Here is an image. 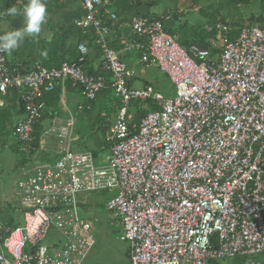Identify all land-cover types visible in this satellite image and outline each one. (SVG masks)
I'll list each match as a JSON object with an SVG mask.
<instances>
[{
  "label": "built area",
  "instance_id": "2783aa9c",
  "mask_svg": "<svg viewBox=\"0 0 264 264\" xmlns=\"http://www.w3.org/2000/svg\"><path fill=\"white\" fill-rule=\"evenodd\" d=\"M105 0H80L77 22L92 34L109 80L84 68L87 45L76 61L48 68L38 61L10 65L0 52V105L12 93L23 114L12 136L24 157L48 153L49 160L21 168L14 189L22 224L0 221V264H82L96 241L79 212V195L115 191L106 204L120 226L130 264H208L228 258L260 264L264 255V23L220 20L206 23L209 46L183 47L155 16H133L132 38L138 63L163 72L174 85L165 96L151 85L128 84L120 50L110 46L111 27L101 13ZM107 1V0H106ZM21 65V64H20ZM78 88L73 111L66 85ZM59 87L60 112L43 119L45 95ZM110 88L119 104L105 122L106 147L98 161L80 141L77 115ZM152 101L135 121L132 104ZM38 125L39 138L35 141ZM51 158V160H50ZM50 230L63 246L47 253ZM257 259L259 261H257Z\"/></svg>",
  "mask_w": 264,
  "mask_h": 264
},
{
  "label": "rangeland",
  "instance_id": "374dc122",
  "mask_svg": "<svg viewBox=\"0 0 264 264\" xmlns=\"http://www.w3.org/2000/svg\"><path fill=\"white\" fill-rule=\"evenodd\" d=\"M163 2L166 5V15H172L173 21L175 20V38L179 42L186 38H201L204 36V27L208 22L225 19L241 24L257 23L261 25L264 16L261 11H257V5L254 6V4H258V0L246 7L244 5H230L224 0H157L158 5L154 7L156 12L161 13L163 11ZM263 2L264 0H261V3ZM171 21V19H166L165 22L169 25ZM180 34L182 37H180ZM150 70L146 71L145 76L153 85L154 90L165 96H172L175 88L170 79L156 67H151ZM65 100L70 109L74 111L76 109L75 103L79 102L81 97L79 94L66 92ZM113 102V100L110 101L108 95L99 96L92 111L77 115L81 137L80 141L73 145L74 149L90 148L91 151H98L96 158L98 161L101 159L105 148L101 150L99 147H103L102 143L105 142L104 133L99 128L102 125L101 120L98 119L99 116H96L95 113L97 108H100L102 112L106 111L108 113L110 121L113 122L115 118L113 115L115 104ZM57 108L60 115L64 116L61 102L57 105ZM129 110L135 116L137 111L145 113L150 110V104L148 105V102L132 104ZM13 116L14 112L10 110L2 116L3 118H0V197L4 195L9 199L14 197V189L21 168L25 165L29 166L33 163L40 164L44 162V160L34 161V159L24 157L15 151L13 147L15 146L14 137L10 133V122ZM84 116L87 117L84 118ZM45 155H48V153H45ZM114 194L115 191H97L83 193L78 197L80 215L90 222L91 231L96 241L82 264H128L125 253L127 245L119 237L120 226L106 207L108 200ZM57 239H59V245L63 243L62 237L54 230H50L43 244L49 245ZM258 258L259 260L261 258L260 262L262 261V264H264V255ZM259 260L257 259V261ZM234 262L233 258H228L210 264H233Z\"/></svg>",
  "mask_w": 264,
  "mask_h": 264
},
{
  "label": "crops",
  "instance_id": "0c3cea01",
  "mask_svg": "<svg viewBox=\"0 0 264 264\" xmlns=\"http://www.w3.org/2000/svg\"><path fill=\"white\" fill-rule=\"evenodd\" d=\"M44 2L47 5V17L44 25L42 26L41 33L36 37H26L24 41L21 43L20 47L16 49L11 56L6 54L8 61L14 63L27 62L29 63V65H31L32 62L35 61H38L39 63H43L42 61L44 58L43 52L46 43L49 42L53 36H58L60 38V41L62 42L59 46L60 53H62L63 50L67 52L69 48L72 49L73 47H75V49L78 50V45L81 43L87 45L88 53L86 55V59L88 60L87 61L88 67L93 69V71L95 72L96 71L100 72L102 70L101 52L97 48V45L92 44L90 42V36L89 35L87 36L86 31H84L82 28L79 27V25H77V22H79L84 16V12L81 7L80 0H44ZM156 5H158L157 0H107V1L105 0L100 9L101 13H104V11H108L111 14L115 15V18H111L110 15L104 14L103 20L107 22V24L111 27L112 32L110 33L109 36L110 46L120 50L121 53L120 56L126 62L129 69L128 84L133 87H142L147 85H151L153 87V85L149 82L148 79H146L145 76L146 71L148 70L151 71L150 69L153 66L145 67L138 63L139 51L137 49H132V50L123 49L124 42L132 38V33L130 30L131 17L136 15L162 17L164 20L163 23L166 28H171L174 30V27L176 26L175 20L173 21V16L169 14L166 15L165 13L166 5H164V2L162 7L163 11L161 13H158L154 10V7ZM256 5H257V11H261L262 14H264V8H263L264 2L261 3V0H258V4H254V6ZM10 7L5 8L3 2L0 0V35H4L5 33H8L12 30L20 29L23 27L24 24L23 16L19 14V8L14 6L18 9V14L9 15L7 10ZM166 19L167 20L171 19L173 23L171 21L169 25L166 24L165 22ZM263 21H264V16H263ZM61 33H66L67 38L63 37ZM180 37H182L181 34ZM65 56L70 57V53H67ZM71 87L75 90L69 91L68 93L79 94L78 89H76L73 86ZM106 95L109 96L110 101L112 100L114 101L113 102L115 104L114 109H116V103L118 104L119 101L115 98V96L113 97V95L109 92H107L103 96ZM4 102L5 104L3 106L0 105V111L4 109L5 110L4 112H6L12 106L13 103L8 102L6 100ZM0 103H1V99H0ZM77 103L78 102H76L75 105H77ZM93 109L94 107L90 111H92ZM86 112L84 113L81 112L78 114V116L82 114H86ZM95 115L99 116L98 119H100L101 122L103 121V118L105 122L106 120L107 121L110 120V118L108 117V113L106 111L102 112V109L100 108L99 109L97 108ZM113 115L115 116V114ZM86 117L87 116H84V118ZM78 122L79 119L77 118L76 131L79 133L81 137V134L79 132ZM100 148L102 147H99V149ZM89 149L90 148H87V150ZM48 155H53V154L51 153ZM46 156L47 155L43 153H36L30 158L34 159V161L36 160L47 161L45 160ZM0 221H2L3 224L7 227H15L17 225L22 224V216L18 201L15 196L12 197L11 199H9L7 196L4 195L0 197ZM44 241L42 242L41 246L42 248L45 249V252L47 253L57 252L63 246V243L59 245V239L52 241L49 245H44L43 244ZM125 253L128 260V264H130L127 254V247L125 248Z\"/></svg>",
  "mask_w": 264,
  "mask_h": 264
},
{
  "label": "trees",
  "instance_id": "16d2710c",
  "mask_svg": "<svg viewBox=\"0 0 264 264\" xmlns=\"http://www.w3.org/2000/svg\"><path fill=\"white\" fill-rule=\"evenodd\" d=\"M1 1L3 2L5 8H8L10 6L11 7L12 6L18 7L19 8V13L22 12L23 6L27 3V0H1ZM224 1L226 3H228V4H230V5H235V6H241V5L243 6L244 5V6H248L251 3H253L255 0H224ZM20 15L22 16V14H20ZM157 18H159V19H161L163 21L162 17H157ZM220 21H222L224 23H228L232 27L231 36L233 37L236 34V32H237L236 27L239 26V23L236 22V21H230V20H225V19H220ZM166 31L168 33H170L172 36H175V31L173 29L166 28ZM86 34H87V36L88 35L90 36L91 43L95 44V41H94V38H93L92 34L89 33L88 31H86ZM61 35L63 37H65V38H67L66 37L67 36L66 33H61ZM209 37L210 36L205 33L204 36H202L201 38H191V39H187L186 38L185 40H181L180 42L179 41L178 42L183 47H188L192 43H197V44H199L201 46L206 47V46H209L208 41L206 40ZM61 43L62 42L60 41V38L58 36H53L51 38V40L46 43L45 48H44V52H43V56H44V58L42 60L43 63H41V64H43V66L48 67V68L58 67L65 60L66 61H76L78 59L80 53H79V50L75 49V47H73L72 49L69 48L67 52L65 50H63V52L60 53L59 52V46H60ZM97 48L99 49L98 46H97ZM67 53H70V57L65 56ZM87 61L88 60L86 59V56H85L84 68H85L86 72L89 75H94V76L101 75V76L105 77L106 80L110 79L111 75L109 73L105 72V71L101 70L102 71V72L100 71L101 73L99 71H96V72L93 71V69L88 67ZM9 64L10 65H17V67L19 69H22L23 65H26V66L29 65V63H27V62H25V63H14V62H10V61H9ZM20 64H21V66H20ZM70 87H71V83L68 82L67 85H66V89H67L66 91L67 92L75 90L72 87L71 88ZM76 89H78V88H76ZM107 92H109V93H111L113 95L112 90L110 88H107L106 91H105V89H103L99 94H97L96 98H98L99 96L105 95ZM79 95H80V93H79ZM113 97H114V95H113ZM96 98H95L94 101H92L90 103L91 109L95 105ZM5 100L8 101V102L13 103L12 106L9 108L10 110H13V112H14L13 119L11 118L12 121L10 122V133L12 135V130L14 128V123H15V120L17 119L16 117H18L19 115L23 114V109H22L23 107H22V102L18 99V96L16 94L12 93L11 97H7ZM59 102H60V91H59V87L57 86L53 92L45 95V97H44V103H45V107H46L45 109L46 110L44 112L43 119H46V117H49L51 115H54L56 112L58 113V108H57V104L56 103H59ZM118 104L116 103V106ZM149 104H150V110H155L157 108L156 104L153 103L152 101H148V105ZM9 109L7 111L10 112ZM91 109H89L88 111H90ZM4 111H5L4 109L0 111V118H3L2 116L6 115L7 111L6 112H4ZM115 112H116V110L114 109V114H115ZM143 115H144V113H141V111H137L136 114H135V121H138V119L140 117H142ZM101 124L102 125L99 128L104 133L105 121L103 120L101 122ZM35 128H36V130H35V141H34V144L36 145V143L38 141V138H39L38 125ZM102 145H103V147L101 148V150H103L106 147V143L103 142ZM13 147L15 148L17 153H19L18 150H17V146L15 145ZM92 152H93V154L95 156L97 155V151L92 150ZM45 160H47V161L49 160L48 156L45 157ZM50 160H51V158H50ZM233 260H235V262L233 264H238L239 262L243 261V259H238V258H233ZM215 261H218V260L209 261L208 264L213 263ZM260 263L262 264V261Z\"/></svg>",
  "mask_w": 264,
  "mask_h": 264
},
{
  "label": "clouds",
  "instance_id": "9594fccd",
  "mask_svg": "<svg viewBox=\"0 0 264 264\" xmlns=\"http://www.w3.org/2000/svg\"><path fill=\"white\" fill-rule=\"evenodd\" d=\"M7 12L9 15H16L18 9L13 6ZM19 14L23 16V27L0 35V52L9 56L20 47L26 37H36L41 33L47 17V5L44 0H27Z\"/></svg>",
  "mask_w": 264,
  "mask_h": 264
},
{
  "label": "bare ground",
  "instance_id": "6f19581e",
  "mask_svg": "<svg viewBox=\"0 0 264 264\" xmlns=\"http://www.w3.org/2000/svg\"><path fill=\"white\" fill-rule=\"evenodd\" d=\"M112 32V31H111ZM91 42V41H90ZM66 61V60H65ZM87 65H88V63H87ZM21 66V65H20ZM86 67V66H85ZM107 89H105V91H106ZM103 94V93H102ZM97 99V98H96ZM57 104V103H56ZM59 104V103H58ZM14 107V106H13ZM149 107V106H148ZM89 110V109H88ZM116 110V109H115ZM135 114V113H134ZM96 121V120H95ZM16 151V150H15ZM14 196V195H13ZM81 205V204H80ZM239 261V260H238Z\"/></svg>",
  "mask_w": 264,
  "mask_h": 264
}]
</instances>
